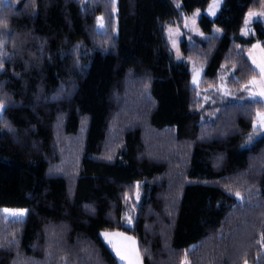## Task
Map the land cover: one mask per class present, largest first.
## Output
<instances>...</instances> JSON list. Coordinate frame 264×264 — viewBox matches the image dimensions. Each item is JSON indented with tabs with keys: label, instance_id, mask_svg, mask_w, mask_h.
<instances>
[{
	"label": "trees",
	"instance_id": "obj_1",
	"mask_svg": "<svg viewBox=\"0 0 264 264\" xmlns=\"http://www.w3.org/2000/svg\"><path fill=\"white\" fill-rule=\"evenodd\" d=\"M210 1L0 0V208L26 209L0 212V264H121L115 230L142 264H264V103L247 87L264 21L241 34L264 0L182 27L196 87L165 24Z\"/></svg>",
	"mask_w": 264,
	"mask_h": 264
},
{
	"label": "rangeland",
	"instance_id": "obj_2",
	"mask_svg": "<svg viewBox=\"0 0 264 264\" xmlns=\"http://www.w3.org/2000/svg\"><path fill=\"white\" fill-rule=\"evenodd\" d=\"M4 1L6 2V0H4ZM222 1L223 0H219L218 7H216L214 9L215 15H209V12H208L209 6L214 3V0H211L210 3L208 4V6L204 10L194 9L190 13L181 12L180 18L169 20L165 24L164 35H165L166 41L169 45L170 51H171L175 60L185 61L186 63H188V66L191 70V83H192V85H194L196 87L199 85V83L201 81L203 67L200 63H198L194 60L188 59L183 55V53L181 51L180 43L182 41V38L185 37V35L182 32V27L187 32L202 35L203 33H202L201 28H200L199 18L201 17L202 14L207 15L211 19L214 18L220 10ZM250 12L257 13V14L264 13V1L260 5V7H258L257 9L250 10V11L246 12L244 22H243V25L241 28V34L244 36H247V35H250L253 33V23L255 21H264V16L256 15V16L251 17V19L249 20V23H248V34H244L242 29L245 28V21H246V18H248ZM98 17L102 18L101 15H99ZM97 28H98V30H101V31L104 30L103 18H102V22H100V23H98V20H97ZM212 30L214 33H220L219 28L216 26H214ZM217 30H219V31H217ZM187 39H188V37H187ZM254 45L256 47H253ZM247 56H248V58L252 64V66L258 72V75L256 77L252 78L248 82V85H247L248 92H249L250 96H252L254 98H258V99L262 100L264 103V95H261V93L264 92V74L261 73V66H264V49H263V47L259 41H255L252 43V45L247 50ZM253 61H255V63ZM2 109H3V105L0 104V115L2 113ZM258 114H260V115H258ZM254 123L256 125L255 128H254ZM262 124H264V107L261 111H259L257 113L256 118L253 121L252 127L254 130L264 132V127L261 126ZM137 186H138V184H137ZM138 199H139V190L137 187L136 192H135V196L131 200L129 207L126 209V211L124 212V215H123L127 224H130L128 222L129 218L131 219V223H132L133 215H134L133 204H135L138 201ZM5 209L8 210L7 213L4 211ZM19 210H24V213L26 212L25 208H11V207L0 208V212L3 214L4 217L14 218V219H17V218L13 217L10 214L12 212H17ZM24 217H25V214L21 218H24ZM18 219H20V218H18Z\"/></svg>",
	"mask_w": 264,
	"mask_h": 264
},
{
	"label": "crops",
	"instance_id": "obj_3",
	"mask_svg": "<svg viewBox=\"0 0 264 264\" xmlns=\"http://www.w3.org/2000/svg\"><path fill=\"white\" fill-rule=\"evenodd\" d=\"M107 234V236H105ZM103 240L121 264H142L134 237L123 231H103ZM119 252V255L117 254ZM123 257V259L121 258Z\"/></svg>",
	"mask_w": 264,
	"mask_h": 264
},
{
	"label": "snow or ice",
	"instance_id": "obj_4",
	"mask_svg": "<svg viewBox=\"0 0 264 264\" xmlns=\"http://www.w3.org/2000/svg\"><path fill=\"white\" fill-rule=\"evenodd\" d=\"M218 4H219V0H214V3L212 5L209 6V9H208V12H209V15H215V8L218 7ZM113 8H115V0H113ZM198 14V13H197ZM256 15H260V16H264V13H252L250 12L249 13V16L248 18H246V21H245V28L242 29V31L244 32V34H248V23H249V20L251 19V17L253 16H256ZM98 19V23L102 22V18H97ZM219 31V30H217ZM253 47H256L255 45ZM255 63V61H253ZM261 73L264 74V66H261ZM261 95H264V92L261 93ZM260 115V114H258ZM262 127H264V124L261 125ZM256 127L255 123H254V128ZM237 197L239 198L240 194L239 193H236ZM6 213L8 212L7 209L4 210ZM24 210H19L17 212H12L10 215H12L13 217L15 218H21L23 217L24 215ZM129 223H131V219L129 218ZM105 236H107V234H105ZM119 255V252L117 253ZM123 259V257H121ZM245 264H247V261H245Z\"/></svg>",
	"mask_w": 264,
	"mask_h": 264
}]
</instances>
